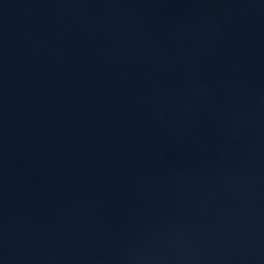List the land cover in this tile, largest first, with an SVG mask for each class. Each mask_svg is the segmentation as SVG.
<instances>
[{
	"label": "water",
	"instance_id": "water-1",
	"mask_svg": "<svg viewBox=\"0 0 264 264\" xmlns=\"http://www.w3.org/2000/svg\"><path fill=\"white\" fill-rule=\"evenodd\" d=\"M0 264H264V0H0Z\"/></svg>",
	"mask_w": 264,
	"mask_h": 264
}]
</instances>
